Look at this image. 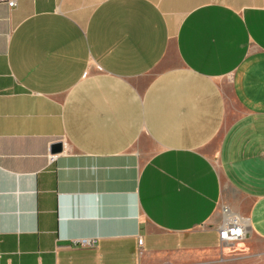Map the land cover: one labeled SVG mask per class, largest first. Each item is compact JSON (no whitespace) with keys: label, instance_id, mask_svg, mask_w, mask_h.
<instances>
[{"label":"crops","instance_id":"0c3cea01","mask_svg":"<svg viewBox=\"0 0 264 264\" xmlns=\"http://www.w3.org/2000/svg\"><path fill=\"white\" fill-rule=\"evenodd\" d=\"M0 264H264V0H0Z\"/></svg>","mask_w":264,"mask_h":264},{"label":"built area","instance_id":"2783aa9c","mask_svg":"<svg viewBox=\"0 0 264 264\" xmlns=\"http://www.w3.org/2000/svg\"><path fill=\"white\" fill-rule=\"evenodd\" d=\"M17 3V0H9V4L13 7ZM56 153H50V160L55 159ZM220 213L222 215L221 223L218 226L219 230V239L227 242H236V240L242 239L246 233L249 231V219L243 215H240L235 210H232L231 207L223 203L221 204ZM82 243H91L92 241H87L86 238L81 239ZM141 243V239H139Z\"/></svg>","mask_w":264,"mask_h":264},{"label":"water","instance_id":"95a60500","mask_svg":"<svg viewBox=\"0 0 264 264\" xmlns=\"http://www.w3.org/2000/svg\"><path fill=\"white\" fill-rule=\"evenodd\" d=\"M62 147H63V142L59 141V142H54V144L52 145V147L50 148V151L52 153H59V151L62 150Z\"/></svg>","mask_w":264,"mask_h":264}]
</instances>
